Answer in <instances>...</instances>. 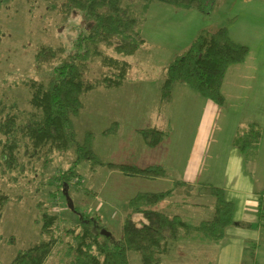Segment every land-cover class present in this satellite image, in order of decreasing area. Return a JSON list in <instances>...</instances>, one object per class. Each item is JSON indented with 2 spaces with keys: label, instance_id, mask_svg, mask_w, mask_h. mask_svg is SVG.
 <instances>
[{
  "label": "rangeland",
  "instance_id": "obj_1",
  "mask_svg": "<svg viewBox=\"0 0 264 264\" xmlns=\"http://www.w3.org/2000/svg\"><path fill=\"white\" fill-rule=\"evenodd\" d=\"M124 5L134 12L135 17L140 21L139 29H141L144 19L152 16V12L161 14L158 19L165 25L159 26V29L166 28V25L181 28V30L169 35L165 42L166 45L162 44L163 49L153 48V50L150 48L151 50L146 52L143 62H141L142 52L136 53L130 58V78L147 77L149 78L147 84L159 85L158 81L160 80L158 79L166 76L168 65L177 56L189 49L191 41L196 39L202 30L215 31L226 27L233 39L247 45L257 62L259 61L255 73L257 83L254 87L255 91H263L264 93V39L256 41L253 35V33H259L261 37H264V11L261 13L257 9L256 14L251 3L246 0H217L214 10L208 15H201L195 10L188 12L179 10L161 3H151L145 8L147 4L142 0H125ZM149 21L153 25L152 20ZM88 24L83 14L78 11L67 14L62 0H5L0 8V190L10 198L3 211L0 225V264H11L20 251L27 250L39 243L44 213L56 216L58 219V234L62 241L54 248L51 256L44 264L72 263L74 252H69L70 256H68V251L70 247L75 246L74 236L80 233L78 215L73 212L74 209L89 216L98 213L103 217L102 223L106 225L107 231L113 239L118 241L122 237L123 212H118V216L113 218L109 209L107 207L104 209L103 201H101L100 206L99 202L87 193L89 189L97 191L99 189L98 184L110 181L107 167H96L95 169L98 170L93 171L94 168L89 163H81L78 166L83 182L81 184L74 182L70 185L68 194L72 200L73 209H69L67 199L61 192L58 176L60 171L70 168L74 160L72 150L67 152L53 151L46 156V148L44 147L40 156L38 158L32 157L30 161L29 156L25 155L28 140L18 128V131L13 133L15 137L13 142L15 141L14 144H17L18 147L17 163L19 166H23L22 175L18 174L20 168L9 169L7 165L2 163V151L7 142L8 144L12 143L3 134V125L6 124L9 117L14 118L13 125L18 127L27 124L32 117L40 116V113L31 104L33 85L45 86L48 83L54 68L60 61L74 53L76 41L80 35H86ZM144 28L147 31V28L149 29L151 26L147 23ZM155 31L158 32L159 30ZM42 46L54 49L56 55L54 58L46 57L38 63L36 54L42 49ZM98 49L102 55L88 60L84 76L85 81L102 78L108 71V67L102 58L116 56L113 46L109 47L102 43ZM260 77L263 78L261 83ZM107 92L109 93V91ZM107 92L104 91V88H100L82 97L84 108L81 115L74 120L79 141L82 140L87 130H92L91 132L94 133L96 146L107 138L102 135V132L112 124H108V116L104 114L106 111L104 100L108 96ZM263 93L262 98L260 93L257 94L256 107L253 109L256 112L254 117L257 119L258 116L264 115ZM92 109L95 116L91 117L90 115L94 114L89 115ZM113 109L111 108L113 118H115L118 113ZM155 111H158V105H156ZM100 113L104 115L101 117ZM97 115L101 118H95L98 117ZM242 116L245 114L241 113ZM257 119L255 120L257 121ZM260 121L258 120L256 123L244 121V127L238 132L241 134L250 129L251 124H257L264 135V124ZM170 125L173 126L171 123ZM101 129L104 130L99 132ZM109 138L111 139V137ZM100 150L103 151L102 148ZM260 150L263 153L264 146ZM260 150L258 148L255 155L260 154ZM247 154L249 166L258 179L262 173L264 174V163L260 162L258 158V161L255 159L253 150L250 149ZM98 155L103 159L100 152ZM47 159L49 162H45ZM13 178H16V181H13ZM126 180L135 179L134 177H126ZM139 187L140 185L136 186V189ZM186 191L192 192L191 207L174 209L175 200L178 201V198H169L162 203L160 209H164L167 213L175 210L182 218L193 224H197L201 220L212 219L215 199L207 192L208 190L191 187L186 188ZM259 191V201L264 203V178ZM138 192H146V190L143 189ZM205 192L207 194L203 195ZM165 203L168 205L167 207H165ZM195 207L206 208L197 212ZM261 209L264 213V205ZM138 216L142 218L140 215H136V218ZM250 245L251 250H248L250 251L248 256L251 255L252 260L253 250L257 246L254 243H250ZM260 246L262 247L258 250L264 254V242ZM128 259L130 264H141V256L137 252H128ZM214 263H217L215 245L200 243L195 239H183L178 242L168 241L161 255L160 264ZM239 264H250V262L248 263V259L241 258Z\"/></svg>",
  "mask_w": 264,
  "mask_h": 264
},
{
  "label": "trees",
  "instance_id": "obj_2",
  "mask_svg": "<svg viewBox=\"0 0 264 264\" xmlns=\"http://www.w3.org/2000/svg\"><path fill=\"white\" fill-rule=\"evenodd\" d=\"M5 0H0V8ZM67 14L78 11L87 20L86 35L79 36L74 46V53L60 61L54 68L53 75L43 86L33 85L31 104L40 113L28 120L27 124L15 127L14 118L9 117L3 125L4 135L12 142L2 151V163L9 169L23 166L17 163L19 154L17 144H14L13 133L25 134L28 144L25 155L29 160L38 158L42 148L45 155L53 151L74 152V160L69 169L60 171L61 192L65 185L68 190L76 182L81 184L83 178L78 171L81 163H89L92 168L107 167L115 169L126 177L154 180L166 176L162 167L151 166L146 169L137 168L131 164L113 165L106 163L94 150V133L87 130L81 141L74 120L84 108L82 97L100 88L106 90L124 87L131 62L129 61L144 45L145 40L139 29L140 21L134 12L124 5L125 0H62ZM148 7L151 3H161L179 10H195L201 15L210 14L217 0H142ZM105 43L113 46L116 56H105L104 64L108 71L102 78L85 81L84 76L88 60L101 57L99 45ZM249 54L247 45L234 41L229 29L222 27L215 31L204 29L192 41L189 49L177 56L168 66L165 80L159 86L158 103L160 107L171 103L172 91L175 85L187 86L203 99L219 107L226 105L221 92L227 70L233 65L243 64ZM54 49L42 46L36 54L39 63L46 57L54 58ZM35 84V83H34ZM250 129L238 134L233 145L245 156L248 163V152L258 151L261 141V129L257 124H251ZM119 124L113 122L102 132L109 138L117 135ZM172 128L169 125L166 132L147 127L138 131L149 148H155L169 138ZM17 150V152H15ZM45 162H49L48 159ZM48 164V163H47ZM16 181V178H13ZM183 183L176 182L170 190L160 193H139L128 201L129 214L122 225V237L115 241L111 235L106 236V225L102 219L74 209L78 215L80 233L74 236L75 246L69 248L68 256L74 252L71 264H130L128 252L134 251L141 256V264H160L161 255L168 241L178 242L183 239H195L200 243H212L219 246L226 237V230L233 226L235 205L226 200L225 192L214 186L205 185L215 199L213 218L193 224L179 215H169L160 209L162 203L171 198L176 188ZM10 198L0 190V225L3 211ZM68 205V204H67ZM263 201L259 202L261 228L264 230ZM69 209H71L68 206ZM140 215L142 222L136 223L134 216ZM59 221L56 216L44 213L37 245L20 251L11 264H44L51 256L54 248L59 245ZM69 232V231H68ZM109 233V232H108ZM1 245V238H0ZM70 252V253H69ZM253 258V255H252Z\"/></svg>",
  "mask_w": 264,
  "mask_h": 264
},
{
  "label": "crops",
  "instance_id": "obj_3",
  "mask_svg": "<svg viewBox=\"0 0 264 264\" xmlns=\"http://www.w3.org/2000/svg\"><path fill=\"white\" fill-rule=\"evenodd\" d=\"M246 1L251 3L256 14L257 9L261 13L264 11V0ZM159 15L161 14L158 12H152L153 17L145 18L141 26L140 30L145 40L144 45L137 52V54L142 52L141 62L146 52L151 50L150 48L163 49L162 44L166 45L165 42L169 35L181 30L178 26L170 25L159 29V26L165 25L159 21ZM149 20H152L153 25ZM147 23L151 28L145 31L144 25ZM253 35L256 41L264 39L259 33H253ZM230 36L233 39L232 35ZM257 64L259 61L257 62L253 52L249 49V54L243 64L228 68L221 88L226 100L224 107H219L203 99L187 86L178 84L173 88L171 103L160 107L158 103L159 86L165 77H160L159 85L154 86V83L147 84L149 82L147 77L130 78L128 75L124 85L125 89L124 87L104 89L110 93L107 92L108 96L104 100L106 110L104 114L108 116V124L117 122L119 128L117 135L98 143V147L94 141L95 152L97 154L100 152L103 160L113 165L131 164L140 169L151 166L162 167L166 176L154 180L134 178L132 182L126 180V176L119 171L106 168L110 181L98 184L97 191L89 189L87 193L94 197L100 206L103 201L104 209L107 207L113 218L118 216V212H123L121 221L123 224L129 214L128 201L139 193L165 192L172 189L176 182H181L183 184L176 188L171 198H178V201L175 200L174 209L177 207L186 209L191 207L192 200V192H187L186 188L205 189V185H210L222 189L226 200L235 205L233 216L235 224L226 230L224 241L219 246H215L217 263L214 264H239L241 258L248 259L250 264H264V254L258 250L264 242L259 208V190L264 174H261L258 182L253 169L249 166V160L247 163L243 153L233 145L235 138L238 137V131L244 127V121L256 123L261 120L260 122L264 124V115L258 116L257 119L254 117L256 112L253 110L256 107L257 94L260 93L262 98L263 93V91H255L254 87L257 83L255 75ZM259 81L261 83L263 78L260 77ZM120 90L122 92H119ZM156 105H158V111H155ZM111 108L118 113L115 118H113ZM241 113L245 116L241 117ZM100 114L101 117L104 115ZM89 115L95 116L93 109L90 110ZM169 125L172 128L169 138L155 148L147 147L137 133L147 127L166 132ZM262 146H264L263 131L259 150ZM101 148L103 151L100 150ZM260 151V154L255 155V159L258 158L264 163V152ZM139 185V189H136ZM143 189L146 192H138ZM166 203L165 207L168 206ZM213 206L215 208V202ZM203 208L195 207L197 212ZM171 212L168 211V214L179 215L175 210ZM96 215L103 220L98 213ZM142 220L143 218L139 216L134 217L135 222H142ZM250 243L257 246L253 250L252 260L251 255L248 256L250 252L248 250H251Z\"/></svg>",
  "mask_w": 264,
  "mask_h": 264
},
{
  "label": "water",
  "instance_id": "obj_4",
  "mask_svg": "<svg viewBox=\"0 0 264 264\" xmlns=\"http://www.w3.org/2000/svg\"><path fill=\"white\" fill-rule=\"evenodd\" d=\"M63 195H64V197L67 199L68 206H69L71 209H73V204H72V200L70 199L69 194H68V187H67V185H65V187H64ZM104 234H105L106 236H109V235H110V233H108V232H104Z\"/></svg>",
  "mask_w": 264,
  "mask_h": 264
}]
</instances>
